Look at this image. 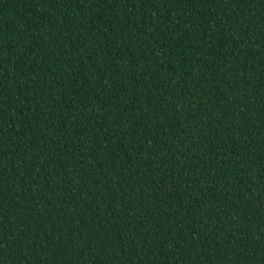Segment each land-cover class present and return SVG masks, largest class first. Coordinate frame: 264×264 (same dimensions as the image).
I'll list each match as a JSON object with an SVG mask.
<instances>
[{
    "label": "trees",
    "instance_id": "trees-1",
    "mask_svg": "<svg viewBox=\"0 0 264 264\" xmlns=\"http://www.w3.org/2000/svg\"><path fill=\"white\" fill-rule=\"evenodd\" d=\"M0 264H264V0H0Z\"/></svg>",
    "mask_w": 264,
    "mask_h": 264
}]
</instances>
